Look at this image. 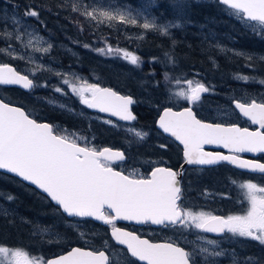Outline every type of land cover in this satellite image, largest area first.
<instances>
[{
    "label": "snow or ice",
    "instance_id": "obj_1",
    "mask_svg": "<svg viewBox=\"0 0 264 264\" xmlns=\"http://www.w3.org/2000/svg\"><path fill=\"white\" fill-rule=\"evenodd\" d=\"M185 2L186 0H173V6L183 9ZM217 3L227 6L231 14L240 20L254 22L251 25L253 34L264 37V0H217ZM104 5L110 6L111 10L99 13L85 10L84 15L91 19L102 18L110 23L119 21L144 30H155L164 36L169 35L171 28L181 27L180 23L172 21L158 24L155 16L149 19L140 9L133 10L127 5L112 3V0H104ZM149 6H158L156 0H150ZM13 8L15 10L19 6L13 5ZM38 16L39 13L34 9H26L22 17L15 11L11 16L4 13L0 20V33L20 41L27 32V18L38 19ZM141 19L142 24L139 23ZM51 47L49 44L43 51L47 53ZM3 51L4 49H0V52ZM95 51L111 55L114 50L109 46ZM116 51L131 65L138 66L141 63L140 57L132 52ZM237 54L243 55L242 52ZM165 56L169 57V54L165 53ZM74 79L80 83L64 78L62 84L78 97L81 105L88 109H98L101 113H109L112 117H118L119 121L137 120L131 109L137 101L131 95H121L111 88L100 87L98 83H88L79 76ZM250 79L254 78H242L243 81ZM260 82L264 84V80ZM12 85H20L28 90L46 87L34 84L28 75H22L8 63H0V86ZM54 91L66 94L62 87H56ZM209 92L210 88L204 83L197 82L193 85L192 80H187V90H181L178 95L195 106L202 101V94ZM59 107L72 111L64 105ZM234 108L251 124L259 125V129L251 131L237 124L205 122L197 118L193 107H185L181 111L165 107L157 123L163 133L169 134L182 145L187 165L216 166L226 162L252 174H264V163L243 159L240 155L246 152L264 153V102L257 103L255 99L251 103L236 102ZM105 122L115 126L111 119ZM136 135L143 139L148 134L138 131ZM78 139L85 140L83 137L70 138L68 135L57 134L51 123L38 122L32 118V113L13 106L10 101L5 102L0 97V170L14 174L41 190L51 202H55L62 217L69 220L76 218V223L93 221L102 222L105 226L111 225V238L118 245L125 246L126 253L135 258L129 264H198V258L200 264H216L215 259L210 258L218 257L232 258L233 264H236L237 253L234 249L210 250L208 247L187 251L180 246L179 241L152 243L135 232L116 227L118 220L171 227L178 232L196 229L218 234L219 240L210 238L206 241L208 245H215L217 248L229 238L237 237L251 239L264 246V187L251 181L239 185L248 204L244 214L219 216L206 211H193L183 207V190L178 179L182 171L157 166L147 176L135 169L126 175L124 171H117L113 167L115 162L125 161L123 151L107 147L98 150L87 146V140L81 146ZM206 145H220L229 154L207 152ZM166 146L160 145L161 148ZM7 199L12 201L14 197L9 195ZM224 234H230V237ZM0 264H109V256L105 251L73 247L65 254L45 261L32 258L21 249L0 246ZM242 264H264V258L248 256L243 259Z\"/></svg>",
    "mask_w": 264,
    "mask_h": 264
},
{
    "label": "rangeland",
    "instance_id": "obj_2",
    "mask_svg": "<svg viewBox=\"0 0 264 264\" xmlns=\"http://www.w3.org/2000/svg\"><path fill=\"white\" fill-rule=\"evenodd\" d=\"M70 1L73 7L74 4H79L87 6L90 11L95 10L97 13L111 10L110 6L104 5V0ZM172 1L156 0V5L158 6H149L150 0H136L134 2L112 0V3L127 5L133 10L140 9L149 19L155 16L158 24H166L169 21L181 24L179 28H171L167 36L161 35L155 30H144L139 26L126 25L119 21L110 23L102 18L91 19L81 14L78 18L73 17L72 21L79 23L89 21L93 24L87 27H80L83 30L82 32L86 31L89 36L88 39L80 40L66 33H60L59 36H56L54 29L49 28L46 21L39 18L41 21L37 18H27L28 28L22 40L15 41L0 33V49H4L3 52H0L3 57L1 63H6L3 62L4 60L8 61L17 71L34 79V84L46 85V87H35L30 91H25L24 94L15 91L14 95L9 96L8 92L11 89H7V92L3 89V86H0V94L7 96L9 101L13 103H19L27 107L28 112L39 118V120L45 119V116L49 114L52 120L56 122L54 123L57 128L56 131L60 135H68L70 138L83 137L88 144L92 145L102 146L109 144L112 147L128 148L130 150L131 146L139 145L146 138L141 139L136 135V132H146L147 136H152L151 141L144 145L149 151L155 148L148 146L151 143L161 151L160 145L162 143L159 142L157 136L150 133L159 131L155 127V120L161 110L166 106L176 109L188 106L189 102L178 95L181 90H187V80H192L193 85L200 82L210 88L208 94H202L201 102L195 106L192 105L196 113L205 120L218 122L236 120L239 113L233 105L235 99L245 102H251L255 99L256 101L264 102V84L260 82L264 80V65L260 64L264 62V59H261L264 57V50L262 47L252 43L248 32L258 39H264V37L259 34H253L251 25L254 22L240 20L232 15L231 10L226 6L216 7L217 0H194L196 4H211L214 15L205 18L203 21L193 20L189 11H185L187 9L186 3L183 9H177L173 6ZM13 5H18L19 8L14 10ZM23 5L25 7L22 9L20 6ZM169 7L174 10L173 13H166V9ZM26 9H34L33 4L29 1L26 4H22L19 0H11V2L9 0H0V20L3 19L4 13L11 16L14 11L22 17ZM80 13L82 12L78 11L76 13L77 16ZM10 23L11 21L9 20ZM139 23L142 24L143 19ZM257 28L259 30L258 24ZM150 34L161 38L178 40L179 43L184 44L189 49L196 48L201 56L211 64L212 68H219L220 55L231 60L234 57L241 58L239 60H242V66L251 71L250 73H244V75L254 79L242 82L239 81L241 79H238V82H231L226 87H221L202 69V65L206 61L186 69L184 62L188 60L187 55L175 54L173 48L162 52L147 49L144 43H150ZM81 35L83 36V34ZM193 42L196 47L192 45ZM49 44L52 47L49 52L45 53L43 49L47 48ZM84 45L89 47L85 48ZM109 46L114 50L111 55H102L95 51L99 48L107 49ZM118 49L138 55L141 63L138 66L131 65L116 51ZM182 49L184 50V48ZM241 52L243 55L237 54ZM165 53L169 54L171 62H169V57H166ZM16 57L23 58L19 59ZM154 60L155 62H153ZM115 64H117L116 67L118 69L114 74L120 76V80L130 78L137 82L135 89H125L124 93L135 96L138 103L143 106H149L152 109L153 122L150 125L141 126L138 123L134 125L121 124V122L112 118L102 116L94 109H88L86 106L81 105L78 97L73 95L66 85L62 84L64 78L79 84L80 81L74 79L79 76L87 80L88 83H98L100 87L110 85L106 83L107 77L103 75V70H105L106 66ZM257 64L260 68L255 67ZM186 70H188V73L184 74ZM257 70L262 71L260 78L255 73ZM137 72H144L146 75H141V78L135 75ZM56 73H61L62 75L58 76ZM56 87H62L66 94L55 93L54 89ZM59 105H64L72 111L62 109ZM56 118H59V120ZM108 119H111L115 126L108 125L105 122ZM70 122L74 123V128L69 125ZM102 134L106 135L107 143L100 142L103 139ZM159 138L161 139L162 137L159 136ZM85 140L78 139L77 142L85 144ZM162 149L165 150V148ZM130 153L132 166L129 168V172L135 169L139 173H145L146 176L147 171L154 163L161 162L158 157L153 158L154 160H149L147 157L139 159L133 155L131 150ZM189 182L184 192L187 200H183V207L193 211L210 213L221 211L222 213L226 212V215H239L247 211L248 204L244 198V191L240 187H233V192L235 193L230 195L222 184L211 183L210 185H203L198 182ZM256 183L258 186L264 187L262 182L258 181ZM238 184L240 185L241 183ZM29 193L30 196L33 195L31 191ZM9 195L13 196L10 193H2L0 195V218H2V221H0V246L9 249L18 248L28 253L27 250L29 249L27 246L23 247L17 244L16 242L18 241L14 237L9 238L8 235L19 233V235L24 234L29 237L39 236V241L43 244L46 235L52 234L49 241L62 243L74 241V243H77L78 241L86 240V234L91 231L87 223H76L74 221L73 227L62 216H57L54 221L56 227L53 228L47 221V216L49 215L47 212L27 208L26 211L36 210V214L25 213L20 208L21 203H18L14 196L12 201L7 199ZM45 203H47V200L43 197H39L36 200V204L40 206ZM190 235V243L194 250H198L200 247H208L210 250L223 248L226 251L234 249L237 253L235 257L236 264H242L245 257L252 256L249 253L251 251L239 248L240 245L245 244L242 238H229L217 248L215 245L206 243L207 239L215 237L196 229H191ZM227 236L230 237V234H227ZM216 239L219 240L220 238ZM29 251L28 254L32 258L39 259L38 256L43 255L40 251ZM251 253L264 255V249L257 248ZM252 257L264 258V256L258 255ZM210 259H215L216 264H233V259L229 257ZM198 260L200 259L198 258Z\"/></svg>",
    "mask_w": 264,
    "mask_h": 264
},
{
    "label": "flooded vegetation",
    "instance_id": "obj_3",
    "mask_svg": "<svg viewBox=\"0 0 264 264\" xmlns=\"http://www.w3.org/2000/svg\"><path fill=\"white\" fill-rule=\"evenodd\" d=\"M8 89H11L10 92L13 95L15 94V91L21 94L25 93L23 89H20L19 87H15V86H11ZM235 100L242 101L239 99H235ZM242 102L251 103V102H245V101H242ZM256 102H259V101H256ZM16 104L20 105L19 103H16ZM189 105L191 104L189 103L188 106ZM20 106L23 107L28 112L27 107L22 106V105ZM182 107H186V106H182ZM47 115L48 116H45V119L42 121L50 122L53 125L54 129L57 130L54 124L56 122L52 120L49 114ZM197 116L202 119L200 115L197 114ZM56 119L59 120V118H56ZM202 120H205V119L203 118ZM224 123L238 124L242 128L244 127L249 128V130L251 131H255L259 129V125L251 124V122L248 121L247 118L243 117L240 113L238 114V118L236 120L232 122H224ZM134 124H135V121L133 124H127V125H134ZM56 133L59 134L57 131ZM150 133L157 136L159 142L167 145L165 147V150L162 148H161V151L158 150V148L153 143L149 144L148 146L155 147L154 150L149 151L144 147V145H147L151 141L152 139L151 135L147 136L144 139V141L141 142L139 145L137 144L135 146H131L130 150L132 151L133 155L137 156V158L139 159H142L145 157H147V159L149 160H154L153 158L155 157H158L159 159H161V162L154 163V165L147 171L146 176L150 174L153 167H157V166L170 167L174 169L176 172L182 171L180 181H181V187L183 190V197H182L183 200L184 199L187 200V197L185 198L184 192L186 190L187 183H190L189 181H191L192 183L198 182L203 185H206V184L210 185L211 183L222 184L226 192H228L230 195L235 193L233 192V187L239 188L238 183H245L248 181L256 183L259 181L264 184V174H259V173L252 174L246 170H241L239 168H236L233 165H230L226 162H221L220 164L216 166L185 165L182 167V165L185 162L183 158V147L177 141H175L172 137L166 136L160 130L153 131ZM159 136L164 139L162 138L160 139ZM102 137L103 139H101L100 142L106 143V139H105L106 135L102 134ZM81 145L84 146V144H81ZM87 146L95 147L98 150H101L102 148L107 147V145L98 146V145H92L88 143H87ZM113 148L123 151L126 155V159L124 162H115L113 164V167L115 169L124 171L126 174H128L129 168L132 166V164L130 163V155H131L130 150L128 148H121V147L120 148L113 147ZM205 150L209 152H220L225 155L229 154L228 150L223 149V148H218V147H207L205 148ZM240 155L242 158H246L250 160H258L264 163V153H257L255 155H253L252 153H249V154L241 153ZM141 174L145 175V173H141ZM41 194L46 197V195L43 194L42 192ZM47 199L50 201L49 198ZM44 212H47L49 214L47 216L48 218L47 221L48 223L51 224L53 228H55L56 226H55L54 221L57 218V216H61L59 212L57 211V209L56 208L52 210L46 209V211L44 210ZM211 213L214 215H219V216H227L226 212L222 213L221 211H215V213L213 212ZM75 219L76 218H73V220H69L66 218V220H68L70 225H73V227H74ZM87 224L90 226L91 231L88 234H86V237H85L86 240L78 241L77 243H74V241H70L66 243L56 242V241H51V240L49 241L52 234L46 235V239L44 240L43 244H41V242L39 241V238H38L39 236L29 237L27 235L20 234L15 239L18 241L17 244L23 247L27 246L29 250L40 251L43 255L38 256V258L45 260V261L48 259L55 258L63 253H66L73 247H82V248H87L91 250L105 251L106 255L109 256V264H129V261H135V258H131L130 254L126 253L125 246L118 245L117 242L114 241V238H111V225L105 226L102 224V222H93V221H89ZM116 227H119L126 231L135 232L141 238H146L150 240L151 242H169V241L177 242L179 241L180 246L185 247L187 251L194 250V247L190 243V239H191L190 230L191 229L180 230L178 232L177 230L171 227L155 226V225H150V224L141 225V224H135V223L126 222V221H117ZM96 231L98 232L96 233ZM181 232L183 234H181ZM205 234L215 237V238H220L218 234L217 235L211 234V233H205ZM224 235H227V234H224ZM55 239L57 238L55 237ZM242 240L243 242H245V244L240 245L239 248H245L251 252H254L255 250H257V248L264 249V246L260 245L256 241H253L251 239H246V238H242ZM49 242L50 244L48 245ZM29 250H27L28 253L30 252ZM251 252L249 253L252 256H257V255L261 257L264 256L259 253L255 255L254 253H251ZM138 264H144V262H138ZM198 264H200V260H198Z\"/></svg>",
    "mask_w": 264,
    "mask_h": 264
},
{
    "label": "trees",
    "instance_id": "obj_4",
    "mask_svg": "<svg viewBox=\"0 0 264 264\" xmlns=\"http://www.w3.org/2000/svg\"><path fill=\"white\" fill-rule=\"evenodd\" d=\"M27 1L33 4L34 10H36L39 13L38 18L46 21L48 27L54 29L56 36H59L60 33H66L80 40L88 39L89 36L87 35L86 31L82 32L83 30H81L80 27L81 26L87 27L93 23L92 22L89 23V21H84L80 23L72 21L73 17L78 18L80 17L81 14L84 15L85 10L90 11L87 8V6L74 4L73 7L70 0H19V2H22V4H26ZM122 1L134 2L136 0H122ZM185 3L187 8L185 9V11L186 10L189 11V14L191 15V19L193 20L203 21L205 18L214 15V10L212 9L211 4H207V3L196 4L194 0H186ZM220 6L221 4L216 3V7H220ZM20 7L23 9L25 5ZM78 11L82 13H80L77 16L76 13ZM173 12L174 10L171 7L166 9V13L168 14ZM81 34H83V36ZM248 34L249 36H251L252 43L258 47H262L264 50V39H258L249 32ZM149 42L150 43L148 42L144 43L147 49L162 52L165 51L166 49L173 48L175 54L187 55L188 60L184 62V65H186V69H188L189 67H194L197 63L200 64L206 61L205 58L201 56V54L196 50V48L189 49L184 44L179 43L178 40L175 41L173 39L161 38L154 34H150ZM192 45L196 47L194 42ZM182 48H184V50ZM1 59H3V57L0 54V63H1ZM239 59L241 58L234 57L231 60L228 57L220 55L219 68H212L211 64L208 61H206L204 65H202V69L211 79L216 81L221 87H226L228 83L238 82V78H241V80L239 81L242 82L243 81L242 78L246 77L244 73L251 72L250 69H247L242 66V60ZM3 62H8V61L4 60ZM260 64L263 66L264 62ZM116 65L117 64L108 67L106 66L105 70H103L104 71L103 75L107 77L106 83L112 85L113 87H115L116 89L122 92H125L124 90L129 88L135 89L137 82H135L133 79L124 78L125 81L123 79L120 80L121 77L118 76L117 74H114L115 71H117L118 69ZM255 67L260 68L258 64ZM187 73L188 70L184 72V74ZM255 73L256 75H258V78L262 76V71L260 70L255 71ZM135 75H138L140 77L141 75H146V74L144 72H140V73L137 72ZM3 89L7 91L8 87H4ZM8 94L9 96L13 95L11 94L10 90ZM0 97H2L6 101H9L7 96L5 97L0 94ZM134 110L137 114L136 123L140 125L148 126L150 125V123L153 122V111L151 108H149V106H143L141 103L136 102V104L134 105ZM42 119L44 120V118ZM69 125L74 128V123L70 122ZM107 142L108 140H106V143ZM28 190L33 193L32 196L29 195L30 193ZM2 193L12 194L15 197L16 201L18 200L17 202L21 203L20 208L25 213L36 214L35 212L36 210L26 211L27 208L37 209V211H44V210L46 211V209L52 210L56 208V206L53 203H51L44 195L41 194L40 191H38L33 186L22 182L20 179H18L13 175H9L7 173L0 171V195H2ZM39 197H43L45 200H47V203L42 204L43 206L36 204V200ZM0 221H2V218H0ZM18 235L19 233H14V234H9L8 237L16 238Z\"/></svg>",
    "mask_w": 264,
    "mask_h": 264
},
{
    "label": "water",
    "instance_id": "obj_5",
    "mask_svg": "<svg viewBox=\"0 0 264 264\" xmlns=\"http://www.w3.org/2000/svg\"><path fill=\"white\" fill-rule=\"evenodd\" d=\"M227 7V6H226ZM9 64V63H8ZM10 66H12V67H14L13 65H11V64H9ZM15 68V67H14ZM16 69V68H15ZM21 73V72H20ZM22 75H26V74H23V73H21ZM30 78V77H29ZM31 79V78H30ZM34 82V81H33ZM12 86H17V87H20V88H22V86H20V85H12ZM102 88H111L112 90H114V91H116V92H118L119 94H121V95H125V96H127V95H130V94H124L123 92H121V91H119V90H117L116 88H114L113 86H110V85H106V86H104V87H102ZM23 89V88H22ZM23 90H25V91H30V90H28V89H23ZM132 96V95H131ZM133 97V96H132ZM134 98V97H133ZM6 102V101H5ZM236 102H240V103H244V102H242V101H238V100H235L234 102H233V105H235V103ZM257 103H259V102H257ZM13 106H16V107H20V106H18V105H14V104H12ZM187 107H192L191 105H189V106H187ZM172 108V107H171ZM183 108H185V107H183ZM183 108H181V109H175V108H172L173 109V111H181V110H183ZM24 109V108H23ZM131 109H132V111H133V113L135 114V112H134V110H133V105L131 106ZM25 110V109H24ZM98 113H100L101 115H105V116H109V117H111V118H113V119H116V120H118L119 121V118L118 117H112L109 113H101V112H99V110L98 109H95ZM163 111V110H162ZM162 111H161V113H162ZM193 111L196 113V111L193 109ZM237 111L239 112V110L237 109ZM160 113V114H161ZM159 114V115H160ZM241 115H242V113H240ZM136 115V114H135ZM243 116V115H242ZM197 118L198 119H200L198 116H197ZM158 120H159V116H158V118H157V120H156V127L159 129V126H158ZM202 120V119H201ZM205 122H209V123H216V122H211V121H206V120H204ZM121 122H123V121H121ZM40 123H49V122H46V121H43V122H40ZM125 123H131V122H125ZM238 125V124H237ZM239 127H241L240 125H238ZM242 128V127H241ZM161 130V129H160ZM162 131V130H161ZM165 134V133H164ZM165 135H167V136H169L170 137V135L169 134H165ZM174 139V138H173ZM175 140V139H174ZM178 142V141H177ZM179 143V142H178ZM82 146V145H81ZM182 146V145H181ZM207 147H218V148H223L222 146H220V145H206L205 146V148H207ZM105 148V147H104ZM107 148H110V147H107ZM103 149V148H102ZM101 149V150H102ZM110 149H112V150H118V149H113V148H110ZM224 149V148H223ZM227 150V149H226ZM119 151H121V150H119ZM205 151H207V150H205ZM207 152H209V151H207ZM247 153V152H246ZM249 154V153H248ZM253 155H255V154H257V153H252ZM125 159H126V155H125ZM243 159H246V158H243ZM250 160V159H249ZM185 165H187L185 162H184V164L182 165V167L183 166H185ZM159 167H165V166H159ZM235 167V166H234ZM237 168V167H236ZM115 170H117V169H115ZM173 171H175L174 169H172ZM241 170H243V169H241ZM0 171H3V172H5V173H7L5 170H0ZM117 171H120V170H117ZM247 171V170H246ZM151 173V172H150ZM8 174H11V173H8ZM124 174H126V173H124ZM11 175H14V174H11ZM127 175V174H126ZM150 175V174H149ZM15 176V175H14ZM15 177H17V176H15ZM17 178H19V177H17ZM180 178H181V176H179L178 177V179L180 180ZM20 180H22L21 178H19ZM24 182V181H23ZM25 183H27V184H29V185H31L30 183H28V182H25ZM31 186H33V185H31ZM33 187H35V186H33ZM38 190V189H37ZM39 191H41V190H39ZM42 192V191H41ZM54 204H55V202H53ZM118 221H124V220H118ZM126 222H132V223H135V224H137L135 221H126ZM155 226H157V225H155ZM211 234H213V233H211ZM215 235H217V234H215ZM142 239H146V238H142ZM150 241V240H149ZM152 243H164V242H152ZM63 254H65V253H63ZM63 254H61V255H63ZM58 257V256H57ZM56 258V257H55ZM52 259H54V258H52Z\"/></svg>",
    "mask_w": 264,
    "mask_h": 264
},
{
    "label": "bare ground",
    "instance_id": "obj_6",
    "mask_svg": "<svg viewBox=\"0 0 264 264\" xmlns=\"http://www.w3.org/2000/svg\"><path fill=\"white\" fill-rule=\"evenodd\" d=\"M187 22V21H186ZM90 23V22H89ZM67 25V24H66ZM196 34V33H195ZM102 35V34H101ZM104 36V35H103ZM146 40V39H145ZM240 48V47H239ZM143 49V48H142ZM240 50V49H239ZM109 62V61H108ZM95 68V67H94ZM141 77V76H140ZM142 78V77H141ZM213 81V80H212ZM240 83V82H239ZM235 86V85H234ZM143 87V86H142ZM232 89V88H231ZM243 90V89H242ZM151 91V90H150ZM235 92V91H234ZM210 103V102H209Z\"/></svg>",
    "mask_w": 264,
    "mask_h": 264
}]
</instances>
